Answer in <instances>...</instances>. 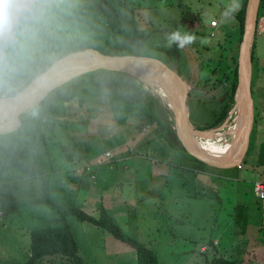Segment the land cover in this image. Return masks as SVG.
Here are the masks:
<instances>
[{
  "label": "rangeland",
  "instance_id": "rangeland-1",
  "mask_svg": "<svg viewBox=\"0 0 264 264\" xmlns=\"http://www.w3.org/2000/svg\"><path fill=\"white\" fill-rule=\"evenodd\" d=\"M130 1L134 6L133 11L136 12L140 27L147 31L143 44L131 49L130 52L140 56L161 57L175 63L178 62L184 73L188 70L187 65L185 66L184 63L186 62L185 54L187 56L188 47L178 48L176 44L169 46L168 38L177 30L185 31L189 22L188 16L197 17L201 25V31L200 33H192V35H195L196 40L189 45V50L194 53L195 61L199 65V78H207L212 71L215 69L217 71L215 77H211L208 83H202V86L198 89L195 88V85L192 89L190 122L196 127L205 126L211 122L215 111L222 105L229 86L225 79L229 75V71L234 68V60L237 59L240 41L238 39V21L235 18V13L241 0ZM70 3L71 7L69 9L92 3L98 9L97 13L93 15L97 22L113 24L117 22L113 15L106 13L102 0H70ZM125 6L127 7V5L122 4L120 8L125 9ZM263 12L264 10H260L258 22ZM212 18L218 21L219 26L217 28L209 26ZM175 47H177V52H175ZM178 49L183 53L184 58H182ZM254 55L252 64L254 80L256 84L263 83L264 85V30H257ZM63 56L58 54L54 61ZM92 75L95 78H91ZM102 75L105 78L117 76L107 73ZM190 77L192 80L194 79L193 73ZM97 78H101L100 72H92L90 76H86L88 81ZM136 79L131 80V82L133 85L139 86ZM0 98H4V96ZM79 105L81 106L79 107ZM122 109L124 107H116L103 98L94 102L84 97L62 101L55 106L49 118L41 119L40 124L37 120L33 121L25 128L35 132L39 139L41 133L45 137L43 141H38L34 150L27 151V154L45 175L55 177L56 167L66 164L62 148L68 145L67 142L72 137V133H76L75 131L80 126L86 125L84 119L93 117V115V118L100 116V119H108L109 114L120 112ZM137 110L138 108H135L136 113ZM142 111L148 113L147 107H144ZM144 116L146 117V124L139 127L145 129L143 131L145 134L141 135L143 138L151 132L152 134L154 132L158 133L157 130H154L156 125L149 122L147 115ZM255 118L258 121V118ZM139 119L143 121L144 118L139 117ZM226 121L222 125L228 123L231 126L232 122ZM107 123L113 125V122ZM134 132H136L135 128H133ZM140 132L139 130L137 134H140ZM125 133L128 134V132ZM158 135L156 134L155 138L163 140ZM75 137L78 139L77 136ZM253 138L255 139L254 133ZM1 141L2 138L0 137V145ZM136 148L134 147L133 150ZM44 149L50 153V157L45 154ZM151 150L149 149L147 152L139 149L128 154L130 157L126 158L127 161L129 160L128 162L140 160L144 165L140 168V171L134 172L137 174L135 177H132L134 176L133 171L130 172V183H122L115 193L117 198H119L118 191H122L123 194L126 193L129 197L126 201V209L114 211L111 216L125 234L137 238L151 249L157 255L159 264H207V260L211 261L214 258L209 243L215 238L218 239L217 245H215L218 252L217 256L232 261L238 260L242 241L245 240L246 244L252 246L251 248L254 247L255 235L253 231L247 230L246 234L245 232L243 234L239 226L236 227L233 224V226H229L232 223L230 219H232L236 204L243 203V205L251 206L249 208L250 218L254 221L261 219V213L259 214L256 210L257 207H261L260 200L255 198L252 192L253 188L248 189L250 182L257 179V172L251 171L254 163L243 167L241 170H214L211 172L213 175L211 177L213 179L211 182L212 190L208 191L205 197V193L203 195L202 191L194 192L185 177H183V180L186 184L179 185L181 189L177 187V183L167 186V178L178 173L173 168H177L179 158L172 148L166 146L165 152L160 153L158 156H155L156 154L152 153ZM238 157H240V152L224 161H233ZM2 158L3 152L0 149V161ZM113 158L109 164H113ZM99 168L101 166L95 168L94 173L97 174ZM154 171H161L160 174L164 173L166 175L164 177L163 175L159 176L160 174L154 175L156 173ZM16 172L20 173L19 169H12L8 171V174L7 172L0 174V184L9 183L15 199L19 202L25 199L38 198L41 195L40 179L18 178L16 175L12 176L10 174ZM70 172L73 173V170L71 169ZM72 173L70 174L73 176ZM188 173L191 172L185 171L184 174L188 175ZM95 180L91 181L95 182ZM132 194L136 197H132ZM99 205L100 201H91L88 197H79L74 204L75 207L94 216L98 214L97 208ZM53 216H57V214L53 210L42 206L24 207L19 213L11 216H4L0 211V264L13 258L19 264H25L30 255L31 231L48 224ZM65 223L73 234L78 254L84 264H136V252L129 244L114 238L99 227L78 221L72 215L66 217ZM203 244L208 246L207 250H204L205 254L200 252ZM246 251L248 252V249ZM248 253L250 254L251 251ZM234 256H236V259ZM245 258L247 260L256 259L251 255ZM54 259L59 262L62 258L49 256L44 259L43 263L48 264ZM236 263L239 264L240 262ZM61 264L72 263L63 258Z\"/></svg>",
  "mask_w": 264,
  "mask_h": 264
},
{
  "label": "trees",
  "instance_id": "trees-1",
  "mask_svg": "<svg viewBox=\"0 0 264 264\" xmlns=\"http://www.w3.org/2000/svg\"><path fill=\"white\" fill-rule=\"evenodd\" d=\"M102 2V5L106 9V13H110L117 20L116 24L97 22L95 18H93V15L94 13H97L96 11L98 9H96L95 5L92 3L68 9V11L57 21L54 28V35L47 38L45 47L36 62L31 66V70L21 78L18 86L19 91L47 70L58 54L66 55L72 51H78L85 48H93L102 54L111 56L134 54L130 52V50L143 44L147 31L140 27L136 12L133 11L131 3L129 4L127 0H102ZM246 2L247 0H241L239 8L235 13V18L238 21L239 41L241 40L243 32ZM122 4L127 5V7L125 6V9L120 8ZM260 10H264V0L260 1L258 16ZM191 17L192 20L188 22V26L186 25L185 29L189 31L188 33L194 32L193 30H198L201 26L197 17ZM255 39L256 31L251 50L252 64L255 57ZM187 46L189 48V45ZM175 52H177V47H175ZM178 52H180V55L184 58L183 53L179 51V49ZM234 62V68L231 70L229 69V75H227L225 79L229 86L221 107L215 111L211 122L205 126H194L197 131L204 132L216 129L227 120L229 113L234 106L233 97L237 84L236 59ZM199 70L200 68L198 71ZM256 70L258 71L257 68ZM96 72H100L101 78L88 81L86 76H90V74H92L90 73L75 78L51 91L43 99L33 121L37 120L40 124L41 119L50 117V113L54 110L56 105H59L62 101H69L77 97H84L89 100L103 98L114 104L116 107L129 109L138 108V111L141 113L143 112V108L147 107L149 122L156 125L155 129L159 134L158 136H161L170 147L176 148L180 152L181 161L179 168L192 172L203 170L209 172L214 171L189 156L181 147V144L176 137L174 119L168 106L160 100L150 87L143 84L138 79L136 80L139 86L133 85L131 80H134L135 78L126 73L104 70ZM216 72L215 69L207 78H199L195 88L198 89L202 86V83H208L211 77H215V74H217ZM105 73L117 76L114 78H105L102 75ZM252 75L254 78V70ZM91 78H95L94 75H92ZM157 89L167 97L162 89ZM80 106L81 105H79V107ZM17 119L18 118L15 117L13 123H15ZM58 121L59 119L57 122ZM257 127L258 123L255 118L252 135L253 133L256 135ZM38 130L40 131V129ZM0 137L2 138L0 149L3 152V158L0 161V174L4 172H7L8 174V171L12 169H19L20 173L16 172L10 174L12 176L16 175L18 178H39L41 191V195L38 198L25 199L24 201L19 202L15 199L11 185L6 182L1 183L0 211L2 215H15L24 207L35 206L46 207L57 214V216H53L45 226H41L31 231V243L29 248L30 255L25 264H44V259L49 256L60 257L62 259L66 258L72 264H84L78 254V248L73 234L65 223V219L69 215L74 216L78 221L87 222L99 227L111 234L114 238L129 244L136 252V264H159L157 255L137 238L125 234L110 216L107 209L102 205L98 206V214L97 216H94L87 214L83 210L61 198L51 197L48 179L43 171L27 154V151L29 152L36 148L38 141L44 140L45 137L42 133L40 139L35 132L28 129H24L17 133L0 135ZM44 151L46 155H50L47 150L44 149ZM236 153H238V151ZM233 220L244 234L247 226V214L242 206L237 205L234 207ZM209 246L213 251L214 258L211 261L207 260V264H237V261L235 260L232 261L217 256L218 252L212 241L209 243ZM207 248L208 246L206 245L205 251ZM205 251L201 253L203 254ZM62 259L59 260V262L57 259H54L50 261L51 263L48 262V264H61ZM3 264H19V262L13 258Z\"/></svg>",
  "mask_w": 264,
  "mask_h": 264
},
{
  "label": "water",
  "instance_id": "water-1",
  "mask_svg": "<svg viewBox=\"0 0 264 264\" xmlns=\"http://www.w3.org/2000/svg\"><path fill=\"white\" fill-rule=\"evenodd\" d=\"M260 1L247 0L246 2L243 32L236 59L237 84L233 97L234 106L227 118L229 121L231 115L235 114L233 130L237 135L236 145L240 152V157L237 159L219 161L204 154L197 146L195 134L202 131H197L191 124L189 113L192 89L199 80V72L190 50L188 54L193 59V80L188 78L189 76L184 73L178 62L161 57L133 54L111 56L93 48L67 53L19 91L16 97L0 98V112L3 115H14L18 118L12 125L0 126V135L24 130L32 123L43 99L51 91L69 81L100 70L122 72L148 85L165 102L174 119L176 137L189 156L212 170H241L254 161L258 152L257 142L252 135L258 86L252 75L251 50ZM160 87L167 92L171 101L161 96L157 90Z\"/></svg>",
  "mask_w": 264,
  "mask_h": 264
},
{
  "label": "crops",
  "instance_id": "crops-1",
  "mask_svg": "<svg viewBox=\"0 0 264 264\" xmlns=\"http://www.w3.org/2000/svg\"><path fill=\"white\" fill-rule=\"evenodd\" d=\"M127 2L130 4L132 1L127 0ZM131 7L132 8L134 7L132 6V3H131ZM191 16H188L189 21L192 20ZM213 19L215 18H212L211 20ZM257 30L260 31L264 30V12L261 18L259 19V22L257 19L256 33ZM193 31L194 32H190V33L193 34H195L196 32L200 33L201 26L198 30H193ZM189 49L190 48H188V50ZM191 53L192 55H194L193 52ZM257 86L258 89H257V101H256L257 103H256L255 117L258 118L257 121L258 127L256 129L257 130L256 135L254 136L258 145V152L254 161L250 163V164L254 163V166L251 168V171L257 172L256 174L257 179L250 182V186H248V189L253 188V184L255 182L264 183V85L263 83H261L260 85L257 84ZM99 100L100 99H96L92 101L94 102ZM114 110L116 111V109ZM144 112L145 111L141 113L137 110L136 113L135 109L124 108L120 112L113 113L117 117L114 116L113 114H109L108 119L106 118L100 119L101 118L100 116L99 117L95 116L96 118H93L94 115L93 117L84 119L86 121V125L80 126L82 127L81 129L79 127V129L75 131L76 133H72L74 136L72 135V138H69L70 140L67 142L68 145H65L62 148V152L64 154L66 164H64V166L61 167L60 166L56 167L57 172L55 174V177H51L50 175H45L49 181L51 197L61 198L62 200L67 201L73 205L75 204V202L79 197H88V199L91 201H98V202L100 201V205H102L105 209H107L110 216H112V213L114 211H119V209L123 210V208L126 207V201L129 199V197L126 195V193L123 194L122 191L120 192L118 191L117 194L119 195V198H117L115 196L117 188L124 182L129 184L131 180V177H129L130 172L133 171L134 173L136 171H140V168H142L144 165L140 160L128 162L129 160L128 161L126 160V158H130L128 154H131L139 149L146 150L147 152L149 149H152L151 152L156 154L155 156H158L160 153L165 152V146L168 148H172L169 145H167L165 140H159L155 138L156 134L158 133H155L154 131L153 132L155 134L154 133L152 134L151 132L149 135H147V137L143 138L141 136L145 134L143 132L145 131V129L139 128L142 124H146L145 123L146 117L144 115H147V113ZM139 117L144 118L143 121H141ZM107 122H113V125ZM77 126L79 125L77 124ZM133 128H135L136 130V132L134 133H133ZM139 130L141 132L140 134H137ZM125 132H128V134H126ZM75 136H77L78 139L80 140H75L76 139ZM141 137L145 140H143ZM134 147L137 148L133 150ZM172 150L173 152H175V155H177V157L179 158V160L177 161V168H173L174 171L177 170L178 172L177 174L175 173L177 175V179L175 174L172 176L170 175V177L167 178L166 185L171 186L172 184L177 183V187L180 188L179 185H183V183L184 185L186 184L185 181L183 180V177H185L188 180V184L192 187L194 192L202 191L203 195L205 193V197H206L208 191L212 190V183H211L213 180L211 178L213 176L212 173L203 170V171H194V172L190 171L191 173H188V175L184 174L185 171L187 172L189 171L179 168V164L181 161V154L176 148H172ZM106 151L112 154V157H114L113 158L114 162L113 164L102 165L101 168L98 169L99 171L97 172V174L95 173V175H97L95 182H92L87 176H84L82 178H75L70 174L72 173L70 172L71 169H73L74 167L88 164L91 160L102 155ZM237 151L239 152V150ZM52 161L55 162L53 159ZM67 164L69 165L67 166ZM250 164L247 166H250ZM102 168L103 170H101ZM154 172H156L154 175H159L161 173V171H154ZM135 175L137 174L134 173V176L132 177H135ZM161 175H163L164 177V175L166 174L163 173L160 174L159 176ZM121 195L124 196L122 197ZM132 197H136V196L132 194ZM258 200H260L259 203L261 204V207L260 208L257 207L256 209L257 212H259V214L261 213L260 214L261 219L259 221H254L252 218H250L249 208L251 206H247L246 204L245 206L243 205V203L235 205V206L237 205L242 206L245 209V213L247 214V226L245 229V234L247 230H250L253 231L255 235L253 248H251L252 246L250 244L248 243L246 244L245 240L242 241L243 244L241 246V252L239 254V258L238 260H235L237 262H240L239 264H264V199H258ZM121 206L123 207L121 208ZM257 212L254 213L256 214ZM230 220L232 221V223H230L229 226L235 225L236 227H238L235 221L233 220V215H232V219ZM217 240L218 239L215 238L212 240V242L215 245H217ZM205 245L206 244H203L201 246L200 252H203L202 249H205L206 247ZM246 249H248V252L251 251V253L249 254L246 251ZM242 255L244 256L242 257ZM248 255H251L254 259L255 258L256 259L247 260L245 257H247ZM234 257L236 259V256Z\"/></svg>",
  "mask_w": 264,
  "mask_h": 264
},
{
  "label": "clouds",
  "instance_id": "clouds-1",
  "mask_svg": "<svg viewBox=\"0 0 264 264\" xmlns=\"http://www.w3.org/2000/svg\"><path fill=\"white\" fill-rule=\"evenodd\" d=\"M70 7V0H0V97L18 95L21 78L31 70L47 38L54 35L57 21ZM195 40V35L177 30L168 43L184 48Z\"/></svg>",
  "mask_w": 264,
  "mask_h": 264
},
{
  "label": "bare ground",
  "instance_id": "bare-ground-1",
  "mask_svg": "<svg viewBox=\"0 0 264 264\" xmlns=\"http://www.w3.org/2000/svg\"><path fill=\"white\" fill-rule=\"evenodd\" d=\"M162 88L160 87V89ZM162 91L163 93L167 95V97H165L162 93L159 92L161 96L167 99L168 101H171L167 92L164 91V89H162ZM161 101L164 102L163 100ZM234 116L235 114L233 113L231 115V118L229 119V121L232 122L231 126L228 125V123H225L224 125L219 126L218 128L214 130L195 134V139H196L195 141L197 143V146L204 154L208 155L209 157H213L219 161H224L225 159L229 158L230 156L234 155L237 152L238 149H237L236 144L238 142L237 141L238 139H237L236 132L233 130L234 129L233 127L234 126L233 125ZM15 117L16 116L14 115H7V114L3 115V113L0 112V126L12 125ZM218 153H221V154L216 155Z\"/></svg>",
  "mask_w": 264,
  "mask_h": 264
},
{
  "label": "built area",
  "instance_id": "built-area-1",
  "mask_svg": "<svg viewBox=\"0 0 264 264\" xmlns=\"http://www.w3.org/2000/svg\"><path fill=\"white\" fill-rule=\"evenodd\" d=\"M209 26L212 28H216L218 26V21L213 19L209 22ZM211 37L213 35H210ZM112 162V154L108 151L104 152L102 155L96 157L95 159L91 160L85 166H78L74 167L73 170V177L81 178L82 176H88L91 180L96 179V175L94 173V169L100 167L105 164H109ZM253 194L258 199H264V183L263 182H255L253 184ZM205 249H202L204 251Z\"/></svg>",
  "mask_w": 264,
  "mask_h": 264
},
{
  "label": "flooded vegetation",
  "instance_id": "flooded-vegetation-1",
  "mask_svg": "<svg viewBox=\"0 0 264 264\" xmlns=\"http://www.w3.org/2000/svg\"><path fill=\"white\" fill-rule=\"evenodd\" d=\"M185 58H186V62H184L185 63V66L187 65V67H188V70L186 71V75H189V78H191L190 76H191V72H192V69H193V63H192V57L189 55V54H187V56H186V54H185ZM197 68L199 69V65H198V63H197ZM183 69V68H182ZM199 72V71H198ZM189 73V74H188ZM191 73V74H190Z\"/></svg>",
  "mask_w": 264,
  "mask_h": 264
}]
</instances>
